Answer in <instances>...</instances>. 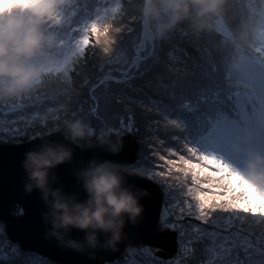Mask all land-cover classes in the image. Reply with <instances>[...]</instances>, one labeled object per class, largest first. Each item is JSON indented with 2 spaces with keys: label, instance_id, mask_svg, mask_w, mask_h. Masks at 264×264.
I'll use <instances>...</instances> for the list:
<instances>
[{
  "label": "clouds",
  "instance_id": "clouds-1",
  "mask_svg": "<svg viewBox=\"0 0 264 264\" xmlns=\"http://www.w3.org/2000/svg\"><path fill=\"white\" fill-rule=\"evenodd\" d=\"M22 0H0V104L20 101L41 90L61 65L57 53V30L62 27L58 17L67 0H41L34 6H19ZM139 13L152 25L158 37H164L179 25L187 23L195 33L210 31L225 13L228 0H132ZM113 30L110 35L114 39ZM253 30L242 25L232 40L233 54L227 74L237 77L250 63L247 49L252 45ZM103 52V50H102ZM104 55H107L103 52ZM76 55L71 65L79 63ZM64 143L42 138L37 148L24 153L21 167L25 173L23 190L26 195L38 192L46 211L43 222L46 238L60 247L94 259L96 253L117 251L126 239V227L138 225L145 212L141 203L150 194L129 183V178H146L132 166L112 160L92 159L86 166L73 169L80 189V199L55 187L58 177L54 170L73 160L74 149L100 146L113 155L123 149L122 137L106 138L91 143L92 129L83 118H65L55 128ZM71 145V146H70ZM243 177L249 184L264 190V155L249 153ZM73 231L83 233L73 238Z\"/></svg>",
  "mask_w": 264,
  "mask_h": 264
},
{
  "label": "trees",
  "instance_id": "trees-1",
  "mask_svg": "<svg viewBox=\"0 0 264 264\" xmlns=\"http://www.w3.org/2000/svg\"><path fill=\"white\" fill-rule=\"evenodd\" d=\"M118 1L119 0H72L70 5H77V8L69 13L72 16L73 13L76 14L74 23H78L79 20L82 21L86 16H95L97 9L102 10L107 7L113 8ZM244 1L248 3H242ZM263 2V0H228L224 15L215 22L213 29L201 33L193 32L190 26L187 23H184L179 25L166 36L158 37L151 25V32L156 37L157 44L159 45V43L163 42L165 45L164 53L171 52L172 56L169 58L167 55H164V63L156 64L152 71L146 76L135 78L129 82V84L132 83L133 87L136 85H138V87L135 88L134 93L131 92L132 101H129L128 108L127 105L125 106V104L122 103L123 100H128V86L124 85V83L120 85L116 84L112 79L106 81L105 78L108 77V73L102 69L105 64L110 65L112 61L117 59H120V63L122 61L125 62V67H127L136 56V51L138 50L140 37L143 31L144 17H142L136 9L132 0H120V7H123L121 17L118 21L116 20L117 22L113 21L115 18L113 19L112 16L109 19V22H112L114 25H119L122 29L121 33H114V35L117 34L116 37H119L118 45H113V49L116 51V56L110 58L108 55H104L102 52V45L96 44V49L93 52L88 65L85 70H82V68V71H80L82 75L88 74V72H95L92 79V74H89L90 80L85 90L90 91L96 86L94 96L100 101L102 110L104 111L102 117L107 122L111 120L112 115L124 116V121L128 119L131 120L130 117H133L136 125L135 131L138 135V141L141 145L145 143L147 145L146 148L141 147V145V148H139V153L144 156V158L149 150L154 149H157L155 153H158L160 156L166 154L161 153L160 148H167L164 145L170 141V138L172 137L175 138L174 150L177 152V156L182 152V149L184 150V142L178 137L177 133L173 136V131L170 130V128L162 126L161 131L157 126V123L164 120L163 118H165V115L171 116L176 109L177 114L180 115L179 108L186 105L184 102L194 105L186 112L181 111V115L186 114V116L181 119V123H183L186 128L185 135H187L197 148L204 147L207 139L214 135V132L218 129L226 127L227 124L232 123L233 121L241 122L238 116L235 115L229 107L214 103L216 97L214 93L216 90H219L220 92H223L222 94L224 95L225 88L222 86L225 85H221V83L217 81L216 78H219V75L215 76V74H213L212 76L210 71L214 69L219 58H223V60L220 61L221 64L217 67L215 66V68H219L220 70V67H222L221 74H224V70H226L225 67H227L228 61L233 54L232 40L237 31H232L230 27H233V30H235L234 26L239 24H244L252 28V45L246 51L251 59L259 61L261 58L260 54L254 52L253 49L258 47L255 39V30L258 28L259 21L264 12ZM68 5L69 4L67 3L66 6ZM69 9L70 8H66L65 11H69ZM258 12H261L260 18H258ZM81 26V24L73 25L75 28ZM221 29L224 31H221ZM185 32L187 35L184 34ZM226 43L228 46L227 49H225L226 56H224V52L222 53V45ZM219 48L221 49V53L216 56V52ZM209 52L212 53L211 56L209 55ZM221 54L222 56L220 57ZM226 57L228 59H225ZM177 77H179L180 86L175 89L174 98L169 99L173 89L164 86L172 85ZM239 77L237 76V81L240 82V85L229 87V90H227L223 99H226L228 95H232V92L234 91L240 92L242 97L246 91L244 87L245 85L254 88L251 83H248L245 79ZM101 81H105V83L101 84ZM205 84H210L215 87L210 94L212 96L210 98L207 96L206 89L202 92L198 91V89L205 86ZM104 97H107L106 104H104L103 101ZM117 99H120V102ZM235 100L236 98L233 96V101L230 103H234ZM160 101H162L163 104L160 105L161 111L157 112L155 102ZM164 104L169 105V108H165ZM125 107L129 109L128 112ZM192 110H194V113H191ZM84 120L87 121V118ZM221 120L224 121L219 122ZM87 122L90 124L89 121ZM97 122L98 124H101V122ZM107 125L112 131H118L120 126V124L115 126ZM195 125L197 126L196 129H194ZM179 143L181 144L179 147L181 150L178 151L175 149V146L178 147ZM198 149L200 150V148ZM184 154L188 155L186 151ZM143 160L140 161V159H138L135 163L130 164V166L141 170L142 164L146 162L145 159ZM173 177L175 179L176 176ZM181 181H179V183ZM233 183H235V181H233ZM166 196L167 195H165L164 202L166 201ZM173 196L182 198L185 195ZM186 198L191 199L190 197ZM193 203L195 202L193 201ZM18 209L19 207H13L12 212L14 215H18ZM222 219L223 220L219 221L221 226L224 223V218ZM0 228L6 230L5 224L0 222ZM256 238L259 239V237ZM9 249L10 248H7V250ZM19 249L21 251H19L20 256L18 259L13 260L9 264H29L27 262L42 264V261H50L37 254L25 252L20 246ZM121 257H123L124 260L127 255L123 253ZM27 259L29 260L26 261ZM51 264L56 263L51 262Z\"/></svg>",
  "mask_w": 264,
  "mask_h": 264
},
{
  "label": "rangeland",
  "instance_id": "rangeland-1",
  "mask_svg": "<svg viewBox=\"0 0 264 264\" xmlns=\"http://www.w3.org/2000/svg\"><path fill=\"white\" fill-rule=\"evenodd\" d=\"M240 1V0H239ZM264 1V0H263ZM72 0H69V5L66 8H70L69 11H65V15L71 17L72 15L69 13L77 8V5H70ZM244 4L248 2H242ZM118 8L119 10L114 14V20L118 21L122 14V8L120 7V0L118 3L113 7ZM113 8L107 7V9L111 10ZM263 10H264V2H263ZM110 12L109 17L113 16ZM258 18L261 16V12L257 13ZM116 21V22H117ZM244 25V24H243ZM151 24H149L150 28ZM242 25H235V30L233 27H230L232 31L238 30ZM75 29V27H73ZM264 30V12L262 15L261 20L259 21V26L255 30V39L257 41L258 47H261V40L259 39L258 33ZM63 32V28L57 30V33ZM143 31L140 37V42L138 45V50L136 51V56L134 60H136L141 55V43H142V36ZM151 32V28H150ZM152 33V32H151ZM70 36H76L75 31L70 34ZM115 37L117 36L114 35ZM78 38V37H77ZM151 44V41L148 42ZM222 53L224 52V56H226L225 49H227L228 44L222 45ZM96 49L95 37L91 38V42L87 47V55L80 59L79 63L73 65V71L71 76V81L68 83H63L64 76L61 73H53L52 76L47 80L45 86L40 91L39 95L37 92L34 94H30L24 97L20 101L10 102L6 104H0V140L1 141H29L34 138L46 135L48 133L54 132L56 126L65 118H83L90 122V126L95 130V138L101 139L99 133L103 129H109L110 127L107 125H118L124 121V116H116L112 115L111 120L107 122L103 117L101 103L97 99L93 100V91L85 90L87 84H89V74H92L91 79L94 77L95 72H88V74L82 75L80 71L85 70L86 66L88 65L89 60L93 52ZM221 53V49L219 48L216 52V56ZM215 56V57H216ZM222 54L220 55V57ZM73 58V57H72ZM225 59H228L227 57ZM133 60V61H134ZM223 58H219L216 62L215 66H219ZM132 61V62H133ZM131 62V63H132ZM130 63V64H131ZM129 64V65H130ZM125 67V62L120 63V59L112 61L110 65L105 64L102 67L106 73H108V77L119 78L122 76L125 69L129 67ZM210 71V74L219 75V78H216L218 82L225 88V94L229 87H234L237 82V77H230L227 74V67L224 70V74H221V68H215ZM83 68V69H82ZM82 69V70H81ZM252 69H255V73H252ZM264 72V68L261 67L258 60L250 59V63L246 66L245 71L240 74L239 76L242 79H245L248 83H251L254 87L257 86V82L259 79V73ZM247 74V75H246ZM81 76V77H78ZM238 76V77H239ZM239 77V78H240ZM108 81L111 79H107ZM106 80V81H107ZM114 82L116 84H123L117 83L115 79ZM132 81V80H131ZM130 81V82H131ZM124 85L128 86L129 92L127 93V101L123 100L122 103L127 105L129 108V101H132V94L134 93L135 88L138 87L136 85L133 87L132 83H124ZM130 88V89H129ZM93 89V88H92ZM206 89L208 98L212 97L210 94L215 89L210 84H205V86L200 87L198 91L202 92ZM88 91V92H87ZM73 93V94H72ZM195 93V92H194ZM223 92L216 90L214 93L215 96L219 94V98L223 99L224 95ZM240 92L234 91L232 95L237 98L236 94ZM242 94H240L241 96ZM120 102V99H117ZM104 104H106L107 97L103 98ZM13 103L22 104L21 108L13 110L11 105ZM69 105L67 110L62 109L61 104ZM186 105L181 106L179 108L180 112L177 114V109L175 112L172 113L171 117L178 119L181 122V119L186 116V114L181 115V111H188L194 105L189 104L188 102H184ZM98 104V116L99 119L96 118V113L90 114V109H93ZM49 106L52 107V111H49ZM179 106V105H178ZM123 110L124 106L122 104ZM126 108L127 112L129 109ZM82 109V111H81ZM194 113V110L191 111ZM189 116V115H188ZM56 117V119H53ZM190 117V116H189ZM251 121L249 123H245L241 120V122L233 121L232 123L227 124L226 127L218 129L215 131L214 135L207 139L206 144L204 147H198L201 151L204 152H212L219 158H221L231 169L238 172L240 175L243 176L244 164L248 158L249 153H258L260 155H264V124L261 121L252 116L250 112ZM131 120L134 121L133 117H130ZM164 119V118H163ZM129 120V119H128ZM101 124H98V122ZM221 120L219 122H222ZM103 123V124H102ZM228 123V122H227ZM135 124V122H134ZM104 126V127H102ZM157 126L162 131V126L170 128V130L174 131L170 125L165 123V120L160 121L157 123ZM136 127V125H135ZM197 126H194L196 129ZM167 131V130H166ZM163 131V132H166ZM18 133V134H15ZM170 133V132H166ZM178 137H180V133L176 132ZM116 137H124V136H133L137 135L136 131L127 133V132H118V131H111L109 134L105 135L103 139L111 138V136ZM93 138V136L91 137ZM181 138V137H180ZM183 140V138H181ZM184 142V140H183ZM170 143V144H169ZM175 138H170L164 146L167 148H160L161 153L167 159H173L169 154V146L174 150ZM163 145V144H162ZM180 143L178 147L175 146L176 150H181ZM146 143L143 144V148H146ZM157 149L149 150V152L145 156V161L147 164L155 169L156 171H167V165L165 164V160L160 159V155L155 153ZM182 152H185V149H182ZM146 153V151H145ZM142 161V160H140ZM144 161V160H143ZM136 162V161H135ZM133 162V163H135ZM146 162L142 164L141 170ZM172 179L168 180V186H164L166 188L165 195L166 201L164 202L163 208V217H166L169 221L170 226L175 225L176 228H179L180 231L183 233L177 253L176 254H165L162 253L159 249L152 248L150 246H129L124 251V254L127 257L123 260V257L117 258L113 263L108 264H215L217 259V253L213 248V244H219L221 242V237L219 235L213 237V233H224L225 226L227 224H233L236 229L240 228L241 223L244 224V231L251 232L256 237L264 236V225H258L253 219L248 217H242L240 220H229L227 219V215L223 212L217 213H209V217L215 215L217 218L216 220L212 221L209 224H205L203 221L196 219L195 215L189 214V208L187 206L186 201L190 200L183 196L182 198H177L173 195H184L181 192V188L184 186L183 180L178 183L173 176H177L178 174L173 171L171 174ZM190 180V177H189ZM181 208L184 209L183 213H181ZM224 223L221 226L219 224L220 220H223ZM197 226L204 230V232L197 233ZM6 229V228H5ZM7 231L0 228V264H9L15 259H18L20 256V252L14 251V246L17 244H12L10 239H8ZM131 247V248H130ZM7 248H10L7 250ZM146 249H150V254L145 252ZM27 259L26 261H28ZM36 264L34 262H27Z\"/></svg>",
  "mask_w": 264,
  "mask_h": 264
},
{
  "label": "snow or ice",
  "instance_id": "snow-or-ice-1",
  "mask_svg": "<svg viewBox=\"0 0 264 264\" xmlns=\"http://www.w3.org/2000/svg\"><path fill=\"white\" fill-rule=\"evenodd\" d=\"M40 2L41 0H22L19 6L23 7L25 4L27 6H34ZM67 3H69V0H67ZM118 10V8L111 10L107 8L102 10L97 9L95 16H86L82 21L79 20L78 23H74L76 19L75 13H73V16L68 17L65 15V11H62L58 19L62 22L61 28H63V32L57 33L59 39L57 53L61 56L62 62L58 68L52 70V74L61 73L65 78L63 83L70 82L73 71V66H70L72 57L76 55L86 57L87 47L92 37H95L97 45H102L104 53L110 58L115 57L116 51H114L113 45H118L119 37L113 39L110 35V30L119 34L122 32V29L119 25L109 22V11L113 14L112 18L114 19V14ZM75 24H81L82 26L74 29L73 25ZM143 26L144 40L140 45L141 55L125 69L121 77H106V80L115 79L117 83H129L135 78L146 76L156 64L164 63V55L171 58V52L164 53V43L157 44V39L150 32L148 22L144 18ZM73 31H75L76 36H70V33ZM221 31L224 30L221 29ZM184 34L187 35L186 32ZM258 36L261 40V47H255L253 50L260 54L261 58L258 63L264 68V30H261ZM149 41H151V44L148 43ZM209 55L211 56L212 53L209 52ZM255 71V69H252L253 74ZM103 83L105 81H101V84ZM236 85H240V82L237 81ZM179 86V77H177L172 85L164 86L173 89L169 99L174 98L175 89ZM95 87L92 89L93 93L95 92ZM244 87L246 89L245 93L242 97L237 93L234 103H230L233 101L232 95H228L226 99H220L219 94L215 97L214 103L229 107L245 123L251 121V112L252 116L258 118L264 124V78L258 80L255 88H250L247 85ZM40 91L42 89L37 91V95H39ZM95 99L93 95V100ZM155 103L157 112L161 111L160 105L163 102ZM11 107L15 110L21 108L22 104L13 103ZM61 107L67 110L69 105L62 103ZM164 107L169 108V105L164 104ZM48 110L52 111L53 109L49 106ZM91 113H96V118L99 119L98 104L93 109H90ZM53 119H56V117H53ZM164 120L174 130L172 132L173 136H175L176 132L180 133V137L184 140V149L188 155L181 152L177 156V152L169 148V154L171 157H174L173 159L165 160L163 155L160 156L161 160H165L167 171H156L150 164H146L141 170L146 178L156 181L163 186H168V180L172 179L170 174L175 171L178 174L175 180L178 183L181 180L184 182L181 192L186 197L191 198L186 201L190 210L189 214H196V219L203 221L205 224H209L217 218L215 215L209 217V213H217L219 211L228 214L227 219L229 220H240L242 217H250L258 225H264V190L249 184L242 175L231 169L221 158L212 152L199 150L185 135V125L178 119L165 115ZM91 129L92 136L95 138V130L93 127ZM111 131V129L101 130L99 133L100 138L103 139ZM133 131H135L133 120L123 121L118 129V132L130 133ZM183 211L184 209L181 208V213ZM17 214L20 216L24 215L23 208H19ZM161 223L165 228L170 226L167 218L163 216ZM171 226L176 227L175 225ZM243 229V223H241L239 229H236L233 224H227L224 233L212 234L213 237L217 235L221 237L219 244H213V248L217 253L215 264H264V236L257 239L251 232H245ZM200 232H204V230L197 226V233ZM14 251H21L18 245L14 246ZM145 252L150 254L151 250L146 249ZM42 264H51V261L45 260L42 261ZM153 264H155V261H153Z\"/></svg>",
  "mask_w": 264,
  "mask_h": 264
},
{
  "label": "water",
  "instance_id": "water-1",
  "mask_svg": "<svg viewBox=\"0 0 264 264\" xmlns=\"http://www.w3.org/2000/svg\"><path fill=\"white\" fill-rule=\"evenodd\" d=\"M52 133V132H51ZM49 134V133H48ZM43 135L29 141H1L0 140V222L5 224L7 236L10 241L29 253L42 256L56 264H108L121 257L129 246H150L159 249L165 254H176L183 233L179 228L162 226L164 198L166 188L148 178H129V183L138 188L145 189L149 196L141 200L145 212L138 225L129 224L126 229V239L118 246L117 251H103L96 253L94 259L87 254H80L60 247L54 240L46 238L47 226L43 222L45 205L39 193L26 195L23 190L25 173L21 167L24 153L37 148L42 138L64 143L61 133ZM116 139V136H111ZM123 149L113 155L104 148L94 146L91 149H74L73 160L59 166L54 170L58 180L55 187H62L67 193H76L80 199L86 194L80 189L73 169L86 166L92 159L112 160L117 163L129 165L144 156L139 153L143 147L138 141V135L124 136ZM101 139L91 138V143H99ZM141 145V147H140ZM71 146V145H70ZM23 208L24 215H14L13 207ZM161 216V217H160ZM160 221V223H159ZM73 238L81 239L83 233L73 231Z\"/></svg>",
  "mask_w": 264,
  "mask_h": 264
},
{
  "label": "bare ground",
  "instance_id": "bare-ground-1",
  "mask_svg": "<svg viewBox=\"0 0 264 264\" xmlns=\"http://www.w3.org/2000/svg\"><path fill=\"white\" fill-rule=\"evenodd\" d=\"M148 28H149V23H148ZM149 30H150V28H149ZM144 40V32H143V36H142V41ZM259 77L260 78H264V72H260L259 73Z\"/></svg>",
  "mask_w": 264,
  "mask_h": 264
}]
</instances>
